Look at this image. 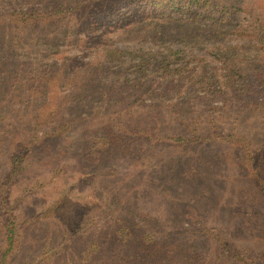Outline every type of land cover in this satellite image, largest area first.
<instances>
[{
	"label": "trees",
	"instance_id": "1",
	"mask_svg": "<svg viewBox=\"0 0 264 264\" xmlns=\"http://www.w3.org/2000/svg\"><path fill=\"white\" fill-rule=\"evenodd\" d=\"M144 4L150 6L148 11ZM135 5L138 12L146 8L138 14L131 11ZM237 12L247 17L228 27ZM0 24L12 26L13 43L42 45L54 58L49 70L30 79L45 87L44 94L25 114V146L12 155L9 170L0 173V264L18 249L25 229H32L28 243L38 250L26 264L239 260L214 227L196 220L184 232L172 219L175 211L163 203L176 177H189L187 162L199 157L164 156L162 151L212 141L244 147L256 189L264 197L259 157L264 156V0H64L24 10L9 8L0 12ZM145 38L154 45L168 41L176 47L139 55L134 83L118 87L115 81L122 74L125 51L113 41ZM204 43L210 45L199 57L204 61L210 56L214 64L210 73L199 67L182 77L178 69L169 68L170 58L184 59L183 47ZM59 44L88 47L84 55H94L77 60ZM156 63L160 80L146 78L147 68ZM108 67L110 74L101 77ZM33 91L34 97L40 94ZM95 100L101 106H95ZM80 102H86L84 109ZM118 157L131 160L125 166L130 171L112 168L110 162ZM55 174L77 184L88 180V192L76 199L80 206L69 214L64 209L60 220L55 217L47 223L42 219L58 212V198L39 206L27 201L11 206L8 182L13 176L28 184ZM25 204L29 210L25 213L31 214L18 218ZM186 214L185 208L180 216ZM188 233L193 239L213 240L225 259L212 258L204 249L191 251L185 241Z\"/></svg>",
	"mask_w": 264,
	"mask_h": 264
},
{
	"label": "rangeland",
	"instance_id": "2",
	"mask_svg": "<svg viewBox=\"0 0 264 264\" xmlns=\"http://www.w3.org/2000/svg\"><path fill=\"white\" fill-rule=\"evenodd\" d=\"M26 1L0 0V12H8L9 8L24 10L28 6H38L42 3L52 4L64 0H36V3L32 4ZM146 6L147 8L143 7L139 12L145 10L144 8L148 11L150 6ZM124 9L123 6L121 10ZM131 11L139 14L138 6H133ZM246 17V13L237 12L229 18L227 26L232 27L236 23L243 22ZM19 25L23 26V24ZM0 30V173L3 175L9 170L12 155L20 151L26 144L25 126L23 125L27 123L24 120L26 118L25 114L33 108L32 105L41 102L40 96L44 94L45 87L37 83L34 84L33 81L30 82V79L41 77L49 70L50 62L54 58L49 56L48 51L42 45H29L26 40L13 43L12 26L0 24ZM4 32L9 33L3 35ZM113 42L125 51V56L121 59L123 60L121 65L122 74L116 77L115 81L118 87L126 86V83H134L136 74L133 69L139 55L153 53L154 50L166 53L170 47H176L175 44L168 41L160 45H154L147 38L143 40H114ZM209 45L210 43L208 45L206 43L186 45L183 47L186 55L181 56L184 59L173 60L174 58H170L169 68L178 69L179 76L182 77L194 70H199V67H203L206 72L210 73L212 71L211 67L214 66L213 61L209 59L210 56L207 54L204 61L199 57L205 54V49ZM59 47L65 49L67 56H74L77 60L84 58L82 61H87V58L90 59L94 55V52H92L90 56H85L84 54L89 52L88 47L80 49L78 44H59ZM189 51L192 53L189 54ZM157 58V55H153V59ZM157 63L152 67L148 66L149 68L144 73L146 78L160 80V73H156ZM106 69L100 73L101 77L110 74V68ZM125 79H129L128 82ZM52 86V90H55L56 87ZM34 89L40 91V94L36 97L32 96ZM125 89L134 92L132 88ZM80 104L83 106L81 109H84L86 102H80ZM93 104L98 107L101 106L98 100H95ZM114 109H117V107H114ZM257 120L261 121L260 115ZM255 125L258 124L255 123ZM245 131L249 135L247 129ZM241 148L235 144L212 141L200 143L196 146H187L183 149L163 150L162 154L164 156L183 153L184 156L199 157V159L187 162L191 166L189 177H176L173 190L169 191V197L166 198L163 205L169 208L170 211H175V214L172 212V219L179 222L184 232L190 227L193 228L196 220L214 227L221 238L227 244H231L239 260L234 263L222 262L225 255L222 256V252L213 240L193 239L188 233L185 235V241L190 244L189 249L191 251L196 252L204 249L212 258L219 256V260L223 264H264V197L256 189L253 178L254 170L248 162L246 153ZM259 157L262 158L264 166V156L260 154ZM117 160L110 162L113 169L117 168V170L123 172L131 170L125 168L131 163V160L129 163V160L123 162L121 157H118ZM105 166L107 167V164ZM73 181V179L67 181L59 179V175L55 174L52 177L39 179L37 182L33 179L28 184H23L19 175L13 176L8 182L10 204L17 208L27 201L26 204L30 202L39 206L51 199L58 198V212H55L52 217L43 218L42 221L47 223L54 220L55 217L60 220L62 218L60 214L64 209H67L69 214V211L71 212L74 207L82 204L76 200L79 193L88 192L86 189L88 180L83 179L78 184ZM34 185H37V187L33 188ZM63 191L66 194L63 198H60ZM26 204L20 208V211L24 214H18V218H25V216H28L27 214H31V212L25 213L29 211L25 208ZM185 208L188 214L185 215L186 217H181L180 214L184 212ZM25 230L21 236L22 239L18 249L7 256L6 264H26L38 251L37 249L33 250L28 243L32 235V229L30 231ZM195 240L198 243H195ZM220 248H224V246ZM42 257H44V254ZM219 260L217 261L220 262Z\"/></svg>",
	"mask_w": 264,
	"mask_h": 264
}]
</instances>
